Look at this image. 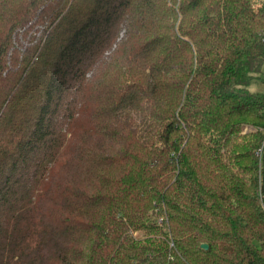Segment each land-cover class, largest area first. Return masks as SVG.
Returning a JSON list of instances; mask_svg holds the SVG:
<instances>
[{"label": "trees", "instance_id": "16d2710c", "mask_svg": "<svg viewBox=\"0 0 264 264\" xmlns=\"http://www.w3.org/2000/svg\"><path fill=\"white\" fill-rule=\"evenodd\" d=\"M263 61L264 0H0V264H264Z\"/></svg>", "mask_w": 264, "mask_h": 264}, {"label": "rangeland", "instance_id": "374dc122", "mask_svg": "<svg viewBox=\"0 0 264 264\" xmlns=\"http://www.w3.org/2000/svg\"><path fill=\"white\" fill-rule=\"evenodd\" d=\"M254 81L248 87L250 91H258L264 93V61L259 66V71L254 74Z\"/></svg>", "mask_w": 264, "mask_h": 264}, {"label": "built area", "instance_id": "2783aa9c", "mask_svg": "<svg viewBox=\"0 0 264 264\" xmlns=\"http://www.w3.org/2000/svg\"><path fill=\"white\" fill-rule=\"evenodd\" d=\"M255 128H253L252 126H246L245 130L246 131H251L254 130ZM170 245H172V243H170Z\"/></svg>", "mask_w": 264, "mask_h": 264}, {"label": "water", "instance_id": "95a60500", "mask_svg": "<svg viewBox=\"0 0 264 264\" xmlns=\"http://www.w3.org/2000/svg\"><path fill=\"white\" fill-rule=\"evenodd\" d=\"M200 247L203 248V249H206V248H207V244H206V243H202V244L200 245Z\"/></svg>", "mask_w": 264, "mask_h": 264}]
</instances>
